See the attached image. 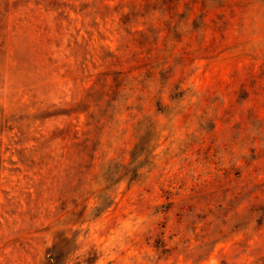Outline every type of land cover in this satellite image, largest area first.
Segmentation results:
<instances>
[{"label":"rangeland","instance_id":"374dc122","mask_svg":"<svg viewBox=\"0 0 264 264\" xmlns=\"http://www.w3.org/2000/svg\"><path fill=\"white\" fill-rule=\"evenodd\" d=\"M189 2L0 0V264H264V0Z\"/></svg>","mask_w":264,"mask_h":264},{"label":"trees","instance_id":"16d2710c","mask_svg":"<svg viewBox=\"0 0 264 264\" xmlns=\"http://www.w3.org/2000/svg\"><path fill=\"white\" fill-rule=\"evenodd\" d=\"M196 0H190L189 3L186 5H189L190 3L193 4L195 3ZM133 10L135 9H140L142 7L141 4H136L135 2L132 3ZM163 12L166 14L173 16L174 15V9L171 7H167L163 9ZM134 154L131 155V162L128 166H115L114 169L108 168L106 173L108 175V179H106L108 182L116 184L119 183L122 180H127L129 183L135 181L138 177V171L143 165L144 161L137 162ZM135 164V165H134ZM98 200V207L96 208V211H102L103 209H106L109 205L112 204V201L109 200V197L101 193L100 195L97 196Z\"/></svg>","mask_w":264,"mask_h":264}]
</instances>
